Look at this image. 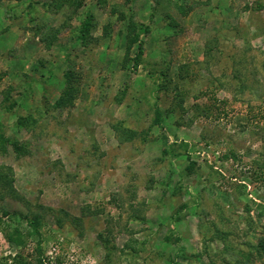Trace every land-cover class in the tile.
Wrapping results in <instances>:
<instances>
[{
  "label": "rangeland",
  "instance_id": "1",
  "mask_svg": "<svg viewBox=\"0 0 264 264\" xmlns=\"http://www.w3.org/2000/svg\"><path fill=\"white\" fill-rule=\"evenodd\" d=\"M58 1L0 0V264H264V0Z\"/></svg>",
  "mask_w": 264,
  "mask_h": 264
},
{
  "label": "trees",
  "instance_id": "2",
  "mask_svg": "<svg viewBox=\"0 0 264 264\" xmlns=\"http://www.w3.org/2000/svg\"><path fill=\"white\" fill-rule=\"evenodd\" d=\"M63 0H59L58 3H55V5L59 6L61 5V2ZM98 4H103L104 0H96ZM77 5H79V1H76ZM89 17V16H87ZM138 24H131L129 27H136L137 28ZM143 29V31L147 30V26L144 24H140L139 25V29ZM89 29V23L88 21L85 22H81L79 28H78V36L77 38L82 39L83 36H85V34L88 32ZM131 29V28H130ZM131 31H133L134 33V28L131 29ZM53 37V36H52ZM138 38V34H133L132 38L130 41H134ZM51 39V38H50ZM47 47H50V45L52 44V39L49 41H46ZM142 52H137L134 56V58H132L133 63H131V66L136 67L139 64V56L141 55ZM65 78H64V88H63V92L62 95L60 97V99L57 100L58 103H60L62 100H65V97L73 95L74 91H75V85H74V78L71 72H65ZM164 72H161L160 75H163ZM164 83L160 85V87H163ZM175 86H177V84H175ZM153 123L154 124H158V125H162L163 122V114L158 106L157 103L154 104V118H153ZM10 143L13 148L15 149V151H17L19 154L23 152L22 149V145H19L17 141L15 140H10L8 139L4 132L0 129V151H4V147L5 144ZM165 151V150H164ZM13 181H14V175L12 172V169L10 167V165H6V164H0V197H4V196H9L11 198L17 199V200H22V197L19 195V193L16 191V189L14 188L13 185ZM33 218H36V215L33 214ZM32 220H29V222H31ZM221 236L223 237L225 235V232H221L220 233ZM6 240L7 242H11L13 244H18L21 240L18 236L14 237L10 236L9 234L6 235ZM105 245V244H104ZM227 245V244H226ZM229 248H226L227 250L231 251V255L232 258H225L223 257V259L221 260L220 263H210V264H252L254 261V256H253V251H244L240 248H237L233 245H229ZM256 246V254L257 257H259V259H263L264 258V240L260 239L257 241V243L255 244ZM38 252V256H37V263L36 264H45L46 262H43V254L41 256V252L39 249H37ZM229 253V252H228ZM23 257V256H22ZM20 256V252L17 251L16 254H13L12 256V262H14L15 264H17V261H20L21 264H31L30 261L26 260L24 257L22 258ZM44 257V256H43ZM45 259V258H44ZM46 264H50V263H46Z\"/></svg>",
  "mask_w": 264,
  "mask_h": 264
}]
</instances>
